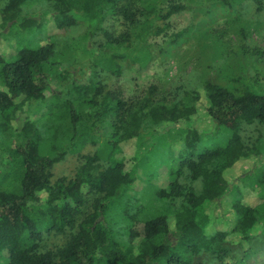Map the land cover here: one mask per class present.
Instances as JSON below:
<instances>
[{
    "label": "trees",
    "instance_id": "16d2710c",
    "mask_svg": "<svg viewBox=\"0 0 264 264\" xmlns=\"http://www.w3.org/2000/svg\"><path fill=\"white\" fill-rule=\"evenodd\" d=\"M35 1L45 4L42 11L58 28L90 23L101 32L100 58L91 63L98 78L102 58L109 65L104 69L121 75L131 62L147 65L154 48L164 57L188 41L201 47L210 37L218 40L223 30L214 25L221 18L233 19L245 34L248 11H264V0H7L0 37L15 28L22 44L12 59L0 53V137L8 142L0 152V253L6 251L7 264H250L264 258V173L250 182L261 188L256 205L243 202L229 180L239 162L264 152V91L245 78L231 85L212 78L204 82L203 98L187 89L160 100L151 84L142 96L126 99L91 77L84 84L73 80L64 89L71 97L56 94L41 122L25 118L15 129L25 104L46 99L51 78L62 80L55 41L34 40L45 15L23 14ZM185 11L191 22L169 32L172 18ZM111 16L123 20L118 34L105 25ZM157 37L160 46L152 43ZM241 50L264 59L262 47L243 43ZM198 120L208 126L200 128ZM100 138L109 149L105 157L81 154L74 177L53 180L55 166L74 146ZM126 144L133 146L129 159L117 156ZM162 167L169 175L165 187L152 181ZM139 178L145 185L133 192ZM231 194L229 207L213 217L210 209Z\"/></svg>",
    "mask_w": 264,
    "mask_h": 264
},
{
    "label": "rangeland",
    "instance_id": "374dc122",
    "mask_svg": "<svg viewBox=\"0 0 264 264\" xmlns=\"http://www.w3.org/2000/svg\"><path fill=\"white\" fill-rule=\"evenodd\" d=\"M6 1L0 0V7ZM44 6L43 3L32 2L25 5L23 14L40 18L45 15L42 19L41 30L37 31L34 40L40 42L52 38L55 41L57 45V72L62 76V80H59V77L51 78V88L46 92V99L25 104L24 110L17 113V120L14 122L15 129H20L23 126L25 118L41 122L49 113L53 103L57 101L56 94L71 97L73 93L67 96L64 89L69 87L73 80L78 84H84L88 83L91 77H94L95 81H101L105 85V90H115L126 99H136L142 96L151 84L157 85V98L160 100H171L177 91L183 92L187 89L197 90L203 98L206 96L204 82L212 78L226 85L233 84L235 78H245L252 87L264 91V59H258L249 53L244 54L241 50L243 43L251 47L264 48V11L261 13H256L252 9L248 11L246 14L248 24L245 25L247 28L245 34L236 30L238 24L233 25V19L227 21V19L221 18L214 25L217 31L223 30V33L219 34L220 39L217 37L218 40H216V37H210L206 44L201 47L197 39L188 41L174 53L167 52L164 57L161 56L162 53H157L156 48H154V56L147 65L141 64L142 62H131L121 75H114L104 69L102 65H109L106 59L102 58L97 67L99 69L98 78L93 73L91 63L100 58V48L96 42L103 39L101 32H94L92 30L94 25L90 23L69 28H58L50 12L42 11V8L46 7ZM191 18V12L186 11L174 16L169 32L186 27L191 22ZM105 25L116 34L124 29L123 20L119 16L109 17ZM4 30L10 36L0 37V53L7 59H12L22 44L18 41L19 37L15 28ZM152 43L160 46L163 44V38H153ZM116 50L124 51L123 47L116 48ZM63 75L68 76L69 79L66 81ZM68 82H70L69 85ZM82 109L86 108L83 106ZM197 126L205 129L208 124L198 120ZM102 129L104 130V128ZM100 131L102 130L100 129ZM254 135H256L255 132ZM180 142L178 140L177 143ZM79 145L74 146L66 159L55 166L54 181L61 176L74 177L80 165L79 157L81 154L99 151L105 157L109 151L104 138H100L97 143L89 141L82 146ZM6 147H8V142L0 137V152ZM123 147L124 152L118 153L117 156L126 155L129 159L133 154V146L126 144ZM164 168L159 169L158 175L152 180L155 185L161 187L168 185L169 175ZM262 173H264V152L239 162L229 173V180L232 185H236L240 190L243 202L252 205L262 202L261 188L250 186L251 180ZM144 185L143 180L139 178L133 187V192L140 190ZM232 197L231 194L224 198L222 201L224 204L219 208L214 206L210 209V214L213 217L220 215L224 209L229 207ZM137 229L142 230V225H139ZM49 244L51 245L52 242ZM6 255V251L0 253V264H7ZM253 263L264 264V258Z\"/></svg>",
    "mask_w": 264,
    "mask_h": 264
}]
</instances>
